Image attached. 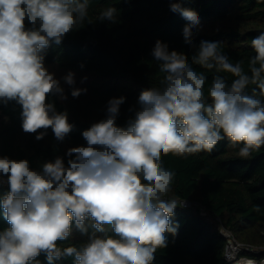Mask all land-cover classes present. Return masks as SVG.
Returning <instances> with one entry per match:
<instances>
[{
  "label": "clouds",
  "instance_id": "1",
  "mask_svg": "<svg viewBox=\"0 0 264 264\" xmlns=\"http://www.w3.org/2000/svg\"><path fill=\"white\" fill-rule=\"evenodd\" d=\"M182 4L175 0L170 11L188 22L184 42L193 46L199 16ZM116 13L109 7L98 20L115 22ZM88 14L89 0H0V103L20 105L22 130L38 141L48 128L59 142L73 130L67 111L58 112L48 99L67 97L45 65V50L60 45ZM251 47L255 55L246 72L242 61L231 62L220 41H200L189 60L157 40L151 56L163 74L160 86L140 92L126 128L116 123L125 97H114L106 117L82 132L86 144L67 149L64 157L39 169L28 159L0 157V185L8 186L0 211L9 225L0 231V264H41L42 253L47 264L62 257H73L74 264H152L157 249L167 246L165 233H176L170 217L182 206L166 198L175 172L162 166V156L211 152L225 138L241 157L264 146V31ZM193 65L230 74L231 85L214 75L206 95L208 77ZM63 80L73 86V97L86 92L74 87L73 72ZM73 227L87 241L60 247ZM237 264L256 261L241 258Z\"/></svg>",
  "mask_w": 264,
  "mask_h": 264
},
{
  "label": "trees",
  "instance_id": "2",
  "mask_svg": "<svg viewBox=\"0 0 264 264\" xmlns=\"http://www.w3.org/2000/svg\"><path fill=\"white\" fill-rule=\"evenodd\" d=\"M172 2L175 0H89L84 24L77 25L60 45L52 44L45 50V65L61 72L67 97L48 99L58 112L67 111L73 130L59 142L48 128L38 141L36 134L22 130L21 106L14 101L0 103V157L28 159L33 169L57 156L64 157L67 149L86 144L82 132L106 117L108 101L114 97H125L116 123L126 128L139 108L140 92L160 86L163 74L151 56L157 40L166 43L169 50L186 53L189 60L200 41H220L231 62L242 61L248 71V60L255 55L251 40L264 31V0H183L182 6L199 16L193 46L184 42L183 28L188 22L170 11ZM109 7L117 9L115 22L98 20ZM25 25L31 27L27 21ZM193 67L208 77L206 95L214 75L224 76L231 85L230 74ZM69 71L74 73V87L86 89L78 97L71 95L73 86L63 80ZM248 91L251 94V88ZM238 151L225 138L211 152L162 156V166L175 172L166 198L190 206L175 209L170 219L178 225L177 231L165 233L167 246L157 249L152 264H232L225 258L228 240L223 229L240 243L264 247V146L248 157L239 156ZM7 191L6 184L0 185V195ZM85 226L89 233L93 231L88 221ZM7 227L0 211V231ZM247 233L257 235L248 243L244 241ZM87 238L73 227L72 235L58 245L79 247ZM240 256L264 258L260 251L243 250ZM37 259L47 264L43 253ZM54 264H74V258L62 257Z\"/></svg>",
  "mask_w": 264,
  "mask_h": 264
},
{
  "label": "built area",
  "instance_id": "3",
  "mask_svg": "<svg viewBox=\"0 0 264 264\" xmlns=\"http://www.w3.org/2000/svg\"><path fill=\"white\" fill-rule=\"evenodd\" d=\"M185 204H188V203L182 202L183 206ZM185 206H188V205H185ZM222 231L228 240V245L226 246V250H225V255H226L228 262L235 264L241 258L250 259L248 257H241L240 253L243 250L254 252L253 249L250 248V246H247L243 243L238 242L230 231L225 230V229H223ZM260 253H262L261 250H260ZM261 261H262V263H260V264H264V258ZM256 264H258V263L256 262Z\"/></svg>",
  "mask_w": 264,
  "mask_h": 264
},
{
  "label": "rangeland",
  "instance_id": "4",
  "mask_svg": "<svg viewBox=\"0 0 264 264\" xmlns=\"http://www.w3.org/2000/svg\"><path fill=\"white\" fill-rule=\"evenodd\" d=\"M49 71L50 72H53L54 74H55V77L60 81V84H62L61 83V80H62V74H61V72L59 71V70H57V69H54V68H49ZM185 205H188V206H190V203H188V204H185ZM184 205V206H185ZM248 232V231H247ZM250 234L251 233H247V237H248V239H247V241L246 240H244L245 242H251V240L252 239H254L255 238V236L257 235V234H255V236H251L250 237ZM247 246H250V248H252L253 249V251L255 252V253H259V251L261 250V252H262V254H263V257H264V247H257V246H253V245H250V244H247ZM225 258H226V255H225ZM226 260H227V258H226ZM262 259H260V258H257L255 261L258 263V264H260V263H262V261H261ZM228 261V260H227ZM233 264V263H232Z\"/></svg>",
  "mask_w": 264,
  "mask_h": 264
},
{
  "label": "water",
  "instance_id": "5",
  "mask_svg": "<svg viewBox=\"0 0 264 264\" xmlns=\"http://www.w3.org/2000/svg\"><path fill=\"white\" fill-rule=\"evenodd\" d=\"M235 264H237V263H235Z\"/></svg>",
  "mask_w": 264,
  "mask_h": 264
}]
</instances>
